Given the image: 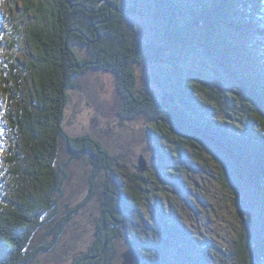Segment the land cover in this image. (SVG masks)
Listing matches in <instances>:
<instances>
[{
  "label": "trees",
  "instance_id": "1",
  "mask_svg": "<svg viewBox=\"0 0 264 264\" xmlns=\"http://www.w3.org/2000/svg\"><path fill=\"white\" fill-rule=\"evenodd\" d=\"M149 1L145 11L139 10L142 3L138 2L133 10L148 15L155 27V40L141 42L129 36L118 0H23L27 13L38 19L28 28L33 51L26 61L19 60L18 67L11 64L12 57L0 66L5 80L3 103L13 107L4 115L0 113V129L10 132L6 136L0 131V147L8 150L3 174L11 176L18 191L22 190L8 199L0 194V264H28L42 252L35 237L54 219L57 202L53 199L60 198L57 193H62L67 175L63 164L57 162L61 145L75 153L73 159L89 156L95 171L114 174L109 152L96 137H71L63 127L74 81L93 67L110 70L120 79L131 106L128 111L149 110L155 119L151 137L159 154L163 151L161 140L175 145L182 157L190 148L209 154L222 185L252 215L236 239L237 264H264V0ZM76 44L85 47L88 59L79 58ZM168 53L172 62L160 72L163 95H137L129 86L135 80L133 74L118 59L128 61L131 56L134 63H160ZM188 61L199 69L194 66L196 70H192ZM17 72L23 73L19 76ZM14 90L18 95H12ZM208 93L211 97L206 101L203 96ZM232 102L234 109L230 108ZM212 103L221 110H211ZM223 114L241 124L220 122L218 115ZM164 160L162 157L163 164ZM89 184L94 192L93 177ZM243 187L253 194L243 192ZM112 195V206L103 210L108 214L104 228L126 225L124 219L135 212L132 200L119 192ZM159 205L162 232H154L155 237L149 236L146 242H133L143 263L185 264L186 260L189 264H213L191 233L168 208ZM242 212L239 218L245 221ZM114 237L115 231L107 228L92 256L81 262L97 264ZM173 243L183 254L180 258L170 254Z\"/></svg>",
  "mask_w": 264,
  "mask_h": 264
},
{
  "label": "rangeland",
  "instance_id": "2",
  "mask_svg": "<svg viewBox=\"0 0 264 264\" xmlns=\"http://www.w3.org/2000/svg\"><path fill=\"white\" fill-rule=\"evenodd\" d=\"M135 2L142 3L139 9L141 12L150 4L149 0H118L124 26L131 32L129 36L137 41H154L155 27L152 20L146 14L133 12ZM26 8L23 0H0L1 67L11 57V64L18 67L19 60L26 61L27 54L33 51L28 43V28L36 24L38 19L34 13H27ZM75 49L80 59L89 58L90 54L84 46L76 44ZM170 57L172 55L168 53L167 58H162L163 62L160 63H134L131 56L128 61L124 57L118 61L133 74L135 80L129 86L134 87L137 95L160 98L163 95V77L160 72L162 67L172 62ZM188 64L192 70L199 69L192 61H188ZM22 73L17 72L19 76ZM119 81L112 71L93 67L80 74L74 81L75 87L69 91L63 121L66 134L71 137H96L109 152L114 174H111L112 171H95L89 163V156L86 159H73L75 153L68 152L66 146L61 145L57 162L63 164L67 175L63 178L61 174L62 193H57L59 196L61 194L59 199H53V202H57V207L53 209L56 212L54 219L44 224L35 237V245L43 248L42 252L28 264H82L83 258L94 253L107 228L115 231L116 237L111 248L97 258V264H126L124 255L130 248L137 250L133 247L135 240L146 242L149 236L155 237L154 232H162L159 204L168 208L167 211L191 233L213 264H237L239 259L234 256V248H238L236 239L243 233L245 222L251 218L252 215L247 214L250 211H246L244 204H238L237 198L222 185L216 163L208 153L190 148L186 149L182 157L175 145L161 140L163 151L159 154L156 142L151 137L155 119L149 110L143 109L137 113L128 111L131 106L124 97ZM3 82L5 80L0 75L2 115L13 110L7 102L3 103ZM12 95L18 93L14 90ZM208 97H211L209 93L203 99L207 101ZM233 102L230 106L232 109L235 108ZM210 105L211 110H221L216 103ZM226 115H218L221 119H217L220 122L227 121L228 125L241 124ZM3 129H0L1 133L3 131L7 136L10 132ZM167 152L172 156L166 158ZM7 155L8 150L1 146L0 194L8 199L20 194L22 190L18 191L16 181L11 176L3 174V167L8 165ZM141 156L148 164V170L143 174L138 173ZM162 157L166 159L165 164ZM140 176L143 178L139 179ZM91 177L96 184L94 192L89 184ZM107 186L110 187L108 190ZM242 189L243 192L252 193L251 190L246 191L245 187ZM118 192L132 200L135 212L133 210L124 219L126 225L122 224L118 228L107 225L104 228L102 223L108 214L103 210L112 206L109 194L113 196V193ZM57 194L55 196L59 197ZM132 194L137 196L136 199ZM241 212L245 213V221L239 218ZM164 241L168 247L167 239ZM170 254L175 258L183 255L177 252L174 243ZM184 263L189 264L186 260Z\"/></svg>",
  "mask_w": 264,
  "mask_h": 264
},
{
  "label": "water",
  "instance_id": "3",
  "mask_svg": "<svg viewBox=\"0 0 264 264\" xmlns=\"http://www.w3.org/2000/svg\"><path fill=\"white\" fill-rule=\"evenodd\" d=\"M148 170V164L147 161L143 156L140 157V161L138 163V173L143 174ZM124 259L126 264H142L143 261L138 255V252L132 248L124 255Z\"/></svg>",
  "mask_w": 264,
  "mask_h": 264
},
{
  "label": "bare ground",
  "instance_id": "4",
  "mask_svg": "<svg viewBox=\"0 0 264 264\" xmlns=\"http://www.w3.org/2000/svg\"><path fill=\"white\" fill-rule=\"evenodd\" d=\"M146 160V159H145Z\"/></svg>",
  "mask_w": 264,
  "mask_h": 264
}]
</instances>
